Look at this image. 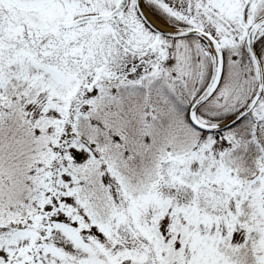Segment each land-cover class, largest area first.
I'll list each match as a JSON object with an SVG mask.
<instances>
[{
  "label": "snow or ice",
  "instance_id": "1",
  "mask_svg": "<svg viewBox=\"0 0 264 264\" xmlns=\"http://www.w3.org/2000/svg\"><path fill=\"white\" fill-rule=\"evenodd\" d=\"M0 264H264V0H0Z\"/></svg>",
  "mask_w": 264,
  "mask_h": 264
}]
</instances>
